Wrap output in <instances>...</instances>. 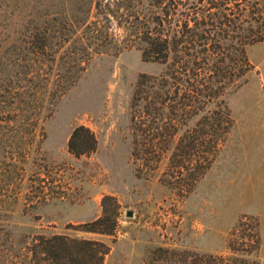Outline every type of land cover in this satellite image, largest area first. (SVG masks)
Instances as JSON below:
<instances>
[{
    "label": "rangeland",
    "instance_id": "1",
    "mask_svg": "<svg viewBox=\"0 0 264 264\" xmlns=\"http://www.w3.org/2000/svg\"><path fill=\"white\" fill-rule=\"evenodd\" d=\"M155 2L0 0V264H49L34 242L50 234L105 243L104 264H145L158 247L187 252L188 264H264V43L248 48L252 70L225 96L230 121L202 135L213 150L173 160L201 116L177 122L173 137L161 124L153 142L133 121L140 76L164 71L132 29ZM86 19L103 28L95 44L75 35ZM80 126L98 148L76 156ZM106 196L118 203L114 235L77 230L103 216Z\"/></svg>",
    "mask_w": 264,
    "mask_h": 264
},
{
    "label": "trees",
    "instance_id": "2",
    "mask_svg": "<svg viewBox=\"0 0 264 264\" xmlns=\"http://www.w3.org/2000/svg\"><path fill=\"white\" fill-rule=\"evenodd\" d=\"M155 1L153 7L157 10L153 11L152 19L134 24L132 29L139 39L143 59L163 65L164 71L161 75L140 76L132 100L133 108L139 109L140 115L135 113L133 121L150 123L149 129L143 128L144 124L141 129L153 142L156 139L153 132L156 130L159 135L161 124L168 122L169 125H165L169 126L173 137L177 133V122H190L201 116L203 126L184 135L176 145L173 160L178 153L195 155L192 152L196 153L199 147H205L209 153L214 146L202 135L211 139L219 131L217 127L222 117L230 121L228 109L221 108L226 104L225 96L228 90L245 82L252 70L248 48L264 43V0ZM79 28L75 32L78 38L95 44L102 37L103 28L98 21L86 19ZM68 147L76 156H82L95 152L98 140L91 129L80 126L73 130ZM180 167L199 168L198 164L189 167L188 163ZM110 202L115 205L112 214L107 208ZM103 205L102 217L77 230L113 236L118 226V203L115 198L106 196ZM256 244L260 245L259 238ZM34 245L35 250L38 249L35 257L40 254L49 264H104L111 251L103 242L63 234L41 236ZM231 249L237 250L232 243ZM187 254L158 247L149 254L145 264H188ZM204 257L209 258L205 264H232L221 257Z\"/></svg>",
    "mask_w": 264,
    "mask_h": 264
},
{
    "label": "water",
    "instance_id": "3",
    "mask_svg": "<svg viewBox=\"0 0 264 264\" xmlns=\"http://www.w3.org/2000/svg\"><path fill=\"white\" fill-rule=\"evenodd\" d=\"M128 216L129 217H132L133 216V213L132 212H128Z\"/></svg>",
    "mask_w": 264,
    "mask_h": 264
}]
</instances>
